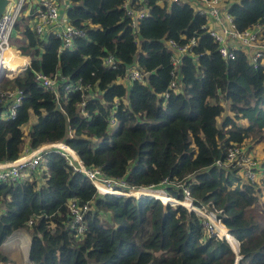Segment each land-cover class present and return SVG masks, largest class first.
Here are the masks:
<instances>
[{
	"label": "trees",
	"instance_id": "trees-1",
	"mask_svg": "<svg viewBox=\"0 0 264 264\" xmlns=\"http://www.w3.org/2000/svg\"><path fill=\"white\" fill-rule=\"evenodd\" d=\"M67 1L66 18L84 31L71 47H61L51 31L38 36L27 26L30 15L14 23L19 37L11 44L29 63L0 81V90L22 91L12 117L5 116L0 97V160L14 158L25 145L61 140L84 165L131 185L179 180L192 197L223 210V217L216 213L223 225L212 218L214 233L237 245V264H264V206L258 203L264 183L240 180L237 167L215 164L231 144L247 142L249 149L264 140V66L251 65L241 49L222 59L201 28L204 15L187 1L131 0V7L147 9L135 29L124 0ZM226 10L238 30L258 24L264 36V0L232 1ZM190 36L193 53L178 56L173 70V49L165 41ZM108 53L117 60L114 67L102 64ZM20 61L12 74L26 63ZM130 66L147 72L142 81L125 80ZM36 71L54 77V88L43 86ZM259 164L261 179L264 161ZM163 188L182 196L178 186ZM72 198L90 201L80 235L68 224ZM153 198L96 193L62 155L46 151L34 172L0 180V243L23 227L33 264H233L229 244L208 236L193 211ZM6 261L0 252V264Z\"/></svg>",
	"mask_w": 264,
	"mask_h": 264
},
{
	"label": "built area",
	"instance_id": "built-area-1",
	"mask_svg": "<svg viewBox=\"0 0 264 264\" xmlns=\"http://www.w3.org/2000/svg\"><path fill=\"white\" fill-rule=\"evenodd\" d=\"M28 0H6L4 10L0 13V81L4 78H12L19 71H22L25 64L19 67L14 74L6 72L4 50L8 47L14 49L17 53L20 50L8 42L14 32V23L23 13L24 5ZM128 0H124L125 13L129 16V25L135 29L142 16L147 14L146 8L135 9L129 5ZM140 1V0H139ZM168 1H187L193 9L204 15V21L201 23L203 28L215 41L216 48L222 59L227 60L233 57L236 49H241L247 61L255 66H264V36H262L260 26L254 24L250 27L238 30L231 15L227 12V5L232 1L237 0H168ZM56 0H38V4L33 14V20L27 22V26L34 31L38 36L43 37L48 31H51L60 40L61 47H71L76 36H83L84 31L81 27L73 25L66 16L61 12ZM61 12V13H60ZM181 37L183 35L181 34ZM166 44L173 49L171 58L172 69H176V58L180 55H188L193 53L192 47L196 44L194 36H190L187 40L175 43L174 40L168 38ZM28 59V58H27ZM28 63V60L26 61ZM117 62L116 58L108 53L102 57V64L106 67H114ZM26 63V64H27ZM147 72L140 71L134 66L126 67L124 76L128 79L143 80V76ZM34 77L45 87L54 88V77H47L39 71L34 72ZM174 85V80L169 81V86ZM71 88V85H68ZM81 88L78 84L74 88ZM86 87V85H84ZM167 95V92H164ZM22 96L20 88H6L0 90V97L7 105L5 113L6 117H12L15 112V107L19 104ZM85 101L79 102V108L82 109ZM112 117L109 118V122ZM56 151L62 155L73 170L81 173L86 181L94 188L96 193H111L116 195H127L139 197L137 194L141 191H156L161 192L166 199H161L162 203L168 200L171 203H178L185 207L186 211H193L199 217L201 223L205 226L206 234L209 236L214 233V222L216 219L219 222L220 217L216 216L217 212L223 217L225 213L222 209H216L212 206L210 200L205 198H194L190 195L188 188L179 180H172L168 177L162 178L159 185H131L124 177H113L103 174L98 167L86 166L79 159L76 152L66 145L61 140L44 141L35 147L24 146V148L12 159L0 160V180L1 181H16L22 179L27 174L34 172L39 164L43 153L46 151ZM215 164L236 165L240 175L245 177V180L254 181L253 179L259 176L258 163L253 158L251 153L243 147V145L231 144L227 147L226 154L223 160L216 159ZM260 177V176H259ZM257 178V181L259 180ZM173 184L181 188L182 196L177 198L166 193L163 185ZM162 185V186H161ZM147 197V196H146ZM152 198V197H150ZM158 199V198H157ZM201 200L208 204V208L196 204L194 201ZM90 207V201L79 202L75 199L67 201V209L70 214L68 221L69 228L74 229L77 234H81L83 228V214ZM213 219H212V218ZM31 219L27 221L29 224Z\"/></svg>",
	"mask_w": 264,
	"mask_h": 264
},
{
	"label": "crops",
	"instance_id": "crops-1",
	"mask_svg": "<svg viewBox=\"0 0 264 264\" xmlns=\"http://www.w3.org/2000/svg\"><path fill=\"white\" fill-rule=\"evenodd\" d=\"M56 1L58 2L61 12L64 14L65 8L69 4V2L67 0L65 1L56 0ZM130 1L131 0H128L127 2L129 3ZM37 4H38V0H28L26 5H24L22 15H30L27 22L33 20V14H34ZM16 37H19V36L18 34H16V32H14V36H12V38H16ZM21 56L25 58L24 55L21 54ZM252 147H254V145H252ZM263 166H262V169H263ZM262 174H264V169L262 170ZM17 238L21 239V243H20L21 249L19 248L16 249V246H15V247H9V249L6 251V244H4L3 241L6 239H11L10 243H12L14 241H17ZM29 239H30V236L26 233L25 228L19 227V228L12 230V232L9 235H7L4 238V240L0 243V252L3 253L7 257V261L3 263L4 264H32L31 261L27 258V249H28ZM21 252L24 253L25 258H23ZM19 258L21 261H18Z\"/></svg>",
	"mask_w": 264,
	"mask_h": 264
},
{
	"label": "rangeland",
	"instance_id": "rangeland-1",
	"mask_svg": "<svg viewBox=\"0 0 264 264\" xmlns=\"http://www.w3.org/2000/svg\"><path fill=\"white\" fill-rule=\"evenodd\" d=\"M57 4H58V2H57ZM59 7V6H58ZM11 39H12V36L9 38V40H8V42L9 43H11ZM10 52L11 53H17V52H13L12 51V48H10ZM10 56V53L9 52H6L5 53V55H4V57H5V65H6V72L8 73V74H12V72L14 71V69L16 68V66L18 65V63H20L21 61L20 60H18V59H13L11 56ZM127 78H125V80H126ZM34 118H32V120H33ZM31 120V121H32ZM30 122H27V124H25V125H23V126H25V128H24V132L29 128V126H30V124H29ZM251 142V141H250ZM252 143V142H251ZM242 145H243V147L244 148H246L247 149V151H249L250 153H251V155L253 156V158L257 161V163H258V169L260 168V164H259V162L262 164L263 163V161H264V140L262 141V140H260L259 142H256V144L254 145V147H252V145H251V147L248 149V146H247V142H245V143H242ZM230 166V169H232V168H235V167H237L236 165H229ZM263 169H264V166H263ZM236 173L238 174L237 176H239V178H240V180H245V177L244 176H242V175H239L240 174V172H239V169L236 171ZM259 176H257L256 178H254L253 180L254 181H256V182H258L257 183V185L260 187V186H262V184L264 183V174H263V176L261 177V179L259 178V180L257 181V178H258ZM258 199H259V202L258 203H260V204H262L263 206H264V191L262 192V194L260 195V197H258ZM106 213V215H108L109 213L108 212H105ZM104 216V215H103ZM105 217V216H104ZM26 233L29 235V233L26 231ZM12 239V238H11ZM11 239H6V240H4L3 241V243L4 244H6V251L9 249V247H15L16 246V249L17 248H19V249H21V247H20V243H21V239H19V238H17V241H14V242H12V243H10L11 241ZM223 239H225V237H223ZM226 241V240H225ZM227 242V241H226ZM228 243V242H227ZM229 244V243H228ZM230 246V245H229ZM231 248V247H230ZM232 249V248H231ZM21 254H22V256H23V258H25V256H24V253L23 252H21ZM18 261H21L20 260V258L18 259ZM33 264V263H32ZM234 264V263H233Z\"/></svg>",
	"mask_w": 264,
	"mask_h": 264
},
{
	"label": "bare ground",
	"instance_id": "bare-ground-1",
	"mask_svg": "<svg viewBox=\"0 0 264 264\" xmlns=\"http://www.w3.org/2000/svg\"><path fill=\"white\" fill-rule=\"evenodd\" d=\"M11 50H10V47H8V48H6L5 50H4V55H5V53L6 52H9V53H11L10 52ZM11 55L13 56V57H15L16 59H18V60H22V61H27V59L26 58H24L23 56H21V55H19V54H12L11 53ZM149 194H154V196H156V197H158V198H161V199H164V195H163V193H161V192H156V191H147V190H145V191H141V192H139L137 195L138 196H149ZM212 218V217H211ZM213 221V220H212ZM213 231H215V226H214V228H213Z\"/></svg>",
	"mask_w": 264,
	"mask_h": 264
},
{
	"label": "water",
	"instance_id": "water-1",
	"mask_svg": "<svg viewBox=\"0 0 264 264\" xmlns=\"http://www.w3.org/2000/svg\"><path fill=\"white\" fill-rule=\"evenodd\" d=\"M6 3V0H0V13L4 10V5ZM225 240L229 243L230 247L232 248L233 252H234V255H235V258H234V264H237V258L239 257L238 253H237V250H238V247L236 245V248L233 247L231 241H228V239L225 238ZM237 244V242L235 243Z\"/></svg>",
	"mask_w": 264,
	"mask_h": 264
},
{
	"label": "clouds",
	"instance_id": "clouds-1",
	"mask_svg": "<svg viewBox=\"0 0 264 264\" xmlns=\"http://www.w3.org/2000/svg\"><path fill=\"white\" fill-rule=\"evenodd\" d=\"M168 1V0H167ZM176 2V1H175ZM68 6V5H67ZM66 6V7H67ZM64 15H65V12H64ZM12 47H14V46H12ZM21 52V51H20ZM22 53V52H21ZM22 54H24V53H22ZM25 55H27V54H25ZM27 60H28V63H29V56L27 55ZM27 63V62H26ZM25 63V66L28 64H26ZM25 66H24V68H25ZM23 68V69H24ZM20 72V71H19ZM14 77V76H13ZM9 79V78H8ZM128 79V78H127ZM67 145V144H66ZM71 148V147H70ZM111 194V193H110ZM113 195H116V194H113ZM120 196H127V195H120ZM133 197V196H132ZM139 197H146V196H139ZM137 198V197H136ZM148 198H150V197H148ZM153 199H157V198H153ZM160 202H162V200L161 199H158ZM164 203H170V204H175V203H171V202H169L168 200H166ZM181 205V204H180ZM183 206V205H182ZM184 207V206H183ZM185 208V207H184ZM218 223H220V224H222V222L219 220V222ZM223 225V224H222ZM226 228V227H225ZM227 229V228H226ZM214 235H216L218 238H220V239H223V237H220V236H218L216 233H213ZM237 242V241H236Z\"/></svg>",
	"mask_w": 264,
	"mask_h": 264
}]
</instances>
